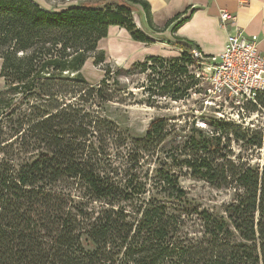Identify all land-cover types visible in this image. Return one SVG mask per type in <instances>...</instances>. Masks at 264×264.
Returning <instances> with one entry per match:
<instances>
[{"label":"trees","instance_id":"obj_1","mask_svg":"<svg viewBox=\"0 0 264 264\" xmlns=\"http://www.w3.org/2000/svg\"><path fill=\"white\" fill-rule=\"evenodd\" d=\"M137 6L154 33L181 17L157 29L144 0H82L57 11L0 0V264H264L262 131L158 118L128 139L84 108L113 102L109 82L135 70L159 76L153 101L187 99L197 85L189 67L204 63L191 58L199 50L177 38L179 57L105 65L100 82L87 83L82 69L91 57L104 61L98 46L110 27L154 43L133 21ZM252 106L264 112V94ZM256 154L261 163L252 164ZM181 176L231 191L223 215L170 212L167 204L187 195Z\"/></svg>","mask_w":264,"mask_h":264},{"label":"rangeland","instance_id":"obj_2","mask_svg":"<svg viewBox=\"0 0 264 264\" xmlns=\"http://www.w3.org/2000/svg\"><path fill=\"white\" fill-rule=\"evenodd\" d=\"M42 8L52 11L65 9L76 6L82 0H33ZM133 21L134 16H133ZM137 28L139 26L137 25ZM140 29V28H139ZM116 29L112 30V37L116 35ZM151 39L154 45L161 48L163 45L172 46L168 40L161 38L160 35H152ZM168 41V44H165ZM106 41H102L98 50L104 54V61L95 65L94 58H89L82 69V75L87 83L91 86L98 84L104 76L105 65L110 69H128L130 66L118 65L107 55ZM163 44V45H162ZM113 50H118V46L112 44ZM110 49V48H109ZM137 52V50H135ZM1 67V62H0ZM165 69H156V72L164 73ZM196 69L189 67L190 74H193L198 80L197 85L193 86L189 97L177 102L169 99H157L153 101L150 97L152 91H155V83L151 85L150 81H157L159 76L151 73L152 70L147 69L141 73L139 70L133 71L125 77H117L114 82L110 81V90L115 91L113 102L104 105L93 104L91 102L84 103L86 110L95 111L94 116H99L101 120L113 124L128 139H137L143 137L149 123L154 119L164 118L169 123L178 125L184 124V121H194L195 127L206 129L205 121H223L232 126H242L252 130H260L264 134V112L258 113L254 111L252 104L243 105L242 112L229 104L218 102L213 99H207L208 85L206 80L196 78ZM115 78V77H114ZM186 80L185 77L182 78ZM185 82H188L187 80ZM4 86L3 80L0 78V89ZM207 100L208 103L205 101ZM235 154L238 147L233 145ZM111 153V152H110ZM256 158L252 164L261 163L260 156ZM259 157V158H258ZM180 186L187 192L186 198L181 202L168 203L167 207L170 212L180 211L182 208L195 207L200 210H206L214 215H223L224 206L232 199V192L224 189H215L203 180L193 179L189 176H181L179 178Z\"/></svg>","mask_w":264,"mask_h":264},{"label":"crops","instance_id":"obj_3","mask_svg":"<svg viewBox=\"0 0 264 264\" xmlns=\"http://www.w3.org/2000/svg\"><path fill=\"white\" fill-rule=\"evenodd\" d=\"M144 1L150 8V21L157 29H162L169 20L181 14L170 28L154 33L146 24L142 8L137 6L133 13L134 20L147 36L160 35L163 39L171 40L170 42H175L176 38L181 39L193 43L203 56H217L224 49L227 33L233 30V27L227 30L220 25L219 13L225 10L235 17L233 26L242 30L246 36L256 37L258 49L264 54V0ZM182 20L184 21L172 32V27ZM114 29L117 39L112 37ZM108 40L120 47L117 51L107 49L108 57L118 65L130 66L147 57L175 58L181 54V50L174 46L162 44L163 46L158 48L154 44L135 42L125 29L117 26L110 27L107 38L101 40L99 44Z\"/></svg>","mask_w":264,"mask_h":264},{"label":"built area","instance_id":"obj_4","mask_svg":"<svg viewBox=\"0 0 264 264\" xmlns=\"http://www.w3.org/2000/svg\"><path fill=\"white\" fill-rule=\"evenodd\" d=\"M234 18L225 10L219 13L221 27H233L227 33L221 53L204 59L194 49L191 58L204 62L196 68V78L201 76L206 80L207 99L229 104L237 112H242L244 104L255 103L257 96L264 94V54L258 49L256 37L246 36L233 26ZM168 43L165 41V44ZM205 102L208 103L207 100Z\"/></svg>","mask_w":264,"mask_h":264},{"label":"bare ground","instance_id":"obj_5","mask_svg":"<svg viewBox=\"0 0 264 264\" xmlns=\"http://www.w3.org/2000/svg\"><path fill=\"white\" fill-rule=\"evenodd\" d=\"M111 38V37H110ZM112 39V38H111ZM111 41L110 40H108V41H106V44L105 45H107V47L108 48H110L111 50H113V48H111L113 45H112V43H110ZM119 48V47H118ZM119 56V55H118Z\"/></svg>","mask_w":264,"mask_h":264}]
</instances>
